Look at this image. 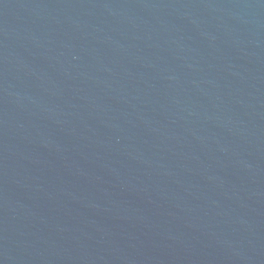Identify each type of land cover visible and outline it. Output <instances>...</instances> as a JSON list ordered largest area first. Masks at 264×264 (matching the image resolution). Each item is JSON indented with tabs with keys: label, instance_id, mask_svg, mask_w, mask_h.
Wrapping results in <instances>:
<instances>
[{
	"label": "water",
	"instance_id": "water-1",
	"mask_svg": "<svg viewBox=\"0 0 264 264\" xmlns=\"http://www.w3.org/2000/svg\"><path fill=\"white\" fill-rule=\"evenodd\" d=\"M0 264H264V0H0Z\"/></svg>",
	"mask_w": 264,
	"mask_h": 264
}]
</instances>
